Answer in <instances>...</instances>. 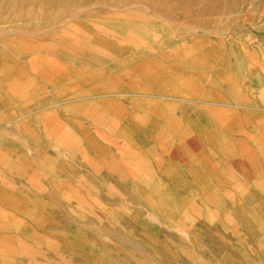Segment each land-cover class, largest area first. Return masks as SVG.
I'll return each instance as SVG.
<instances>
[{"label":"rangeland","instance_id":"rangeland-1","mask_svg":"<svg viewBox=\"0 0 264 264\" xmlns=\"http://www.w3.org/2000/svg\"><path fill=\"white\" fill-rule=\"evenodd\" d=\"M158 1L0 0V264H264V0Z\"/></svg>","mask_w":264,"mask_h":264},{"label":"bare ground","instance_id":"bare-ground-1","mask_svg":"<svg viewBox=\"0 0 264 264\" xmlns=\"http://www.w3.org/2000/svg\"><path fill=\"white\" fill-rule=\"evenodd\" d=\"M223 0H213L212 1V3H210V7L212 8V9H218V7H221L222 6V4H223V2H222ZM163 3H165L168 7H174L175 6V3H170L169 2V0H159L155 5L156 6H160V5H162ZM234 3L235 4H233V6H236V5H238L239 3H238V0H234ZM59 6H61L60 8L61 9H64V10H67V7L65 6V3H61V5H59ZM1 13H3V12H0V14ZM4 17L5 16H1L0 15V20H4ZM28 27H26V29H24V31L25 32H31V29H27Z\"/></svg>","mask_w":264,"mask_h":264}]
</instances>
